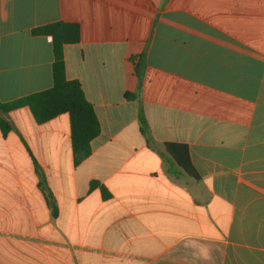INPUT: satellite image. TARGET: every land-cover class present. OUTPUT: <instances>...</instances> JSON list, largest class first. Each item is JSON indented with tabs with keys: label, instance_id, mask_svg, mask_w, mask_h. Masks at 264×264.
<instances>
[{
	"label": "crops",
	"instance_id": "obj_1",
	"mask_svg": "<svg viewBox=\"0 0 264 264\" xmlns=\"http://www.w3.org/2000/svg\"><path fill=\"white\" fill-rule=\"evenodd\" d=\"M55 22L101 131L76 165L67 113H8L0 264H264V0H0V102L53 86Z\"/></svg>",
	"mask_w": 264,
	"mask_h": 264
},
{
	"label": "trees",
	"instance_id": "obj_2",
	"mask_svg": "<svg viewBox=\"0 0 264 264\" xmlns=\"http://www.w3.org/2000/svg\"><path fill=\"white\" fill-rule=\"evenodd\" d=\"M32 33L50 36L53 42V86L17 100L0 102V129L8 133L12 126L6 119L9 112L27 107L39 124L45 123L60 114L67 113L70 117L71 141L76 165L87 159L91 154V141L101 131L93 105L87 100L78 80L66 77L64 47L77 44L81 39V27L78 23L55 22L35 28ZM137 74L141 76L140 67ZM166 150L174 161L192 177L197 174L191 164L189 149L183 144H165Z\"/></svg>",
	"mask_w": 264,
	"mask_h": 264
}]
</instances>
